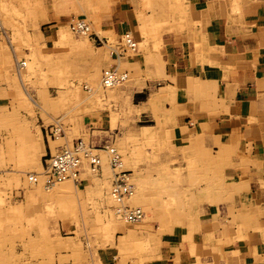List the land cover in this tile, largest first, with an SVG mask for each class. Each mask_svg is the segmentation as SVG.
<instances>
[{
    "label": "rangeland",
    "instance_id": "rangeland-1",
    "mask_svg": "<svg viewBox=\"0 0 264 264\" xmlns=\"http://www.w3.org/2000/svg\"><path fill=\"white\" fill-rule=\"evenodd\" d=\"M69 1L74 0H0V264H143L148 255L142 248L120 251L108 245L104 226L109 214L118 217L115 243L127 230L142 234L160 229L159 249L163 241L175 240L184 231L187 238L197 234L203 204L211 205L216 217L226 213L227 224L239 229L248 200L238 164L231 149L209 148L203 132H195V122L191 126L182 118L181 95L174 90L159 91L146 103H141L146 93L129 100L121 90L141 79L125 68H120L129 71L124 85L110 90L99 85L103 62L110 53L126 59L144 53L148 65L156 67L162 37L198 24L191 3L75 0L71 5ZM121 9L132 14L139 39L140 19L148 25L147 50L139 46L135 55L123 52L122 35L116 36L104 25ZM45 14L50 23L43 21ZM75 18L90 24V37L72 31ZM52 25L51 32L63 28L69 45L57 48L58 54L50 57L55 62L47 63L42 56L51 50L44 48L38 35H46ZM166 26L172 27L170 32L156 33ZM76 44H86L89 49ZM20 62L26 63L24 69L17 68ZM156 83V88L163 86L161 81ZM207 96L214 100V95ZM111 117L114 128L107 132L105 123ZM56 122L63 129L58 140L46 135ZM142 127L148 131L143 132ZM32 138L38 144H33ZM77 139L96 148L113 145L122 155L125 169L141 179L136 186L158 217L135 226L122 221L115 204L107 202L112 173L106 164L100 177L88 173L80 177L86 181L70 183L76 191L75 200L57 203L42 197L49 192L42 184H29L27 177L41 173L50 155ZM37 190L42 194L34 197ZM87 190L91 191L88 195ZM47 205L50 213L45 211ZM130 205L135 206L133 201ZM159 249L153 251L151 260L158 257Z\"/></svg>",
    "mask_w": 264,
    "mask_h": 264
},
{
    "label": "crops",
    "instance_id": "crops-1",
    "mask_svg": "<svg viewBox=\"0 0 264 264\" xmlns=\"http://www.w3.org/2000/svg\"><path fill=\"white\" fill-rule=\"evenodd\" d=\"M74 1L68 4L74 5ZM188 1L198 24L162 37L161 56L156 67L148 65L144 53L126 59L114 52L103 62L104 69H129L136 79H141L137 84L133 81L121 90L129 100L146 93L145 100L140 101L146 103L152 94L159 91L164 94L174 90L181 95L182 118L191 126L195 122V132H203L208 147L213 150L231 149L248 200L247 212H243L246 216L242 218L245 220L240 218L239 229L237 225L232 228L227 224L230 221L226 213L216 217L211 205L203 204L197 234L187 238L184 231L175 240L163 241L159 249L160 229L156 233L142 234L127 230L115 243L113 237L118 217L109 214L105 216L104 226L108 245L120 251L132 246L142 248L148 255L143 257V264H264V0ZM60 14L57 12V15ZM47 20L50 23V16L45 14L43 21ZM104 25L111 27L116 36L133 33L138 49L139 46L143 51L148 49V37L151 35L148 25L140 19L138 30L141 41L136 35L130 11H114ZM52 27L55 25L47 27L46 35H38L44 42V48L51 50L49 55L42 56L47 63L55 62L50 57L58 54L57 48L69 45L63 28L51 32ZM171 29V26H166L155 31L159 34V31L166 33ZM155 37L161 40L159 35ZM76 46L89 49L86 44ZM25 67L24 62L22 69ZM156 81H161L163 86L156 88ZM208 90L211 93H207ZM211 94L214 95L213 101L207 100V95ZM113 124L111 117L105 123V130L111 131ZM142 129L143 132L148 131V127ZM32 142L38 144L35 140ZM104 164L108 166L103 158ZM140 180L133 176L135 196L130 203L133 201L135 206H131L144 212L145 220L153 221L158 215L140 193V187L136 186ZM70 183L66 181L58 185L59 188L46 191L48 196L37 190L34 197L42 194V197H49L57 203L66 199L75 200L76 191ZM86 193L88 195L91 191ZM107 202L113 203L109 196ZM145 210L149 212V217ZM45 211L50 213L51 208L47 205ZM158 249V257L151 260L153 251ZM104 264L111 263L107 261Z\"/></svg>",
    "mask_w": 264,
    "mask_h": 264
},
{
    "label": "built area",
    "instance_id": "built-area-1",
    "mask_svg": "<svg viewBox=\"0 0 264 264\" xmlns=\"http://www.w3.org/2000/svg\"><path fill=\"white\" fill-rule=\"evenodd\" d=\"M70 27L79 36L92 35L90 24L83 18L73 19ZM121 44L123 52L135 54L138 50V44L129 32L122 35ZM23 67L24 62H20L18 68ZM127 79L126 71H120L116 67L107 68L101 71L100 84L103 89H111L122 85ZM84 90L91 92L88 87H84ZM46 135L54 140L62 138V124L56 122L50 127L48 133L46 131ZM103 158L107 161L112 173L108 196L115 204V212L122 217L125 224L132 226L142 224L145 221L144 212L130 205V201L135 196L133 175L125 169L123 157L113 145L96 148L84 139L72 141L58 150L55 155H50L41 173L30 174L27 180L32 186L41 183L46 191H51L56 185L66 181L80 183L86 181V179H80L85 173L96 177L101 176Z\"/></svg>",
    "mask_w": 264,
    "mask_h": 264
},
{
    "label": "bare ground",
    "instance_id": "bare-ground-1",
    "mask_svg": "<svg viewBox=\"0 0 264 264\" xmlns=\"http://www.w3.org/2000/svg\"><path fill=\"white\" fill-rule=\"evenodd\" d=\"M84 37H88V36H84ZM123 84H124V83H123ZM123 84H122V85H123ZM100 85H101V84H100ZM114 88H116V87H114ZM111 89H113V88H111ZM63 183H64V182H63ZM39 184H41V183H39ZM39 184H38V185H39ZM61 184H62V183H61ZM59 185H60V184H59ZM36 186H37V185H36ZM57 186H58V185H56V186L54 187V189H55ZM52 190H53V189H52ZM52 190H51V191H52ZM121 218H122V217H121ZM123 222H124V221H123ZM127 225H129V224H127Z\"/></svg>",
    "mask_w": 264,
    "mask_h": 264
}]
</instances>
